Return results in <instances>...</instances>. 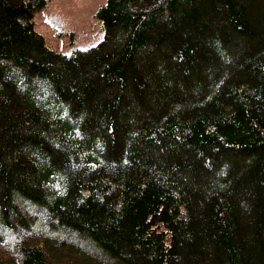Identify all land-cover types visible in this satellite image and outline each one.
<instances>
[{
  "label": "trees",
  "instance_id": "trees-1",
  "mask_svg": "<svg viewBox=\"0 0 264 264\" xmlns=\"http://www.w3.org/2000/svg\"><path fill=\"white\" fill-rule=\"evenodd\" d=\"M199 1L106 0L64 54L0 0V245L65 234L0 264H264V0Z\"/></svg>",
  "mask_w": 264,
  "mask_h": 264
},
{
  "label": "rangeland",
  "instance_id": "rangeland-1",
  "mask_svg": "<svg viewBox=\"0 0 264 264\" xmlns=\"http://www.w3.org/2000/svg\"><path fill=\"white\" fill-rule=\"evenodd\" d=\"M205 2L208 3L209 0H200L199 4H195V6L201 5L199 10L204 11L202 5ZM105 3L106 0H48L46 7L35 14L33 19L35 29L44 35L47 45L61 53L72 54L77 49L90 48L97 45L104 37L102 24L96 17V13ZM154 67L151 70L153 73L158 71L157 66ZM15 202L25 213L31 214L35 221L37 220L41 207L34 204L28 205L20 196L15 197ZM41 224L38 225L37 232L28 229L27 233L21 230L6 233L5 241L0 245V251L3 252L8 248L16 250L21 239L37 241L46 247L44 239L54 242L57 240V243L62 239V236H65L64 232L58 230L42 231ZM18 235L21 237L19 240H17ZM70 239L72 241H69V244L76 250H83L84 252L91 250V248L100 250L94 244L87 245L84 243L76 233H72ZM90 246L92 247L90 248ZM4 254L8 255V252ZM63 255L61 254V256Z\"/></svg>",
  "mask_w": 264,
  "mask_h": 264
}]
</instances>
